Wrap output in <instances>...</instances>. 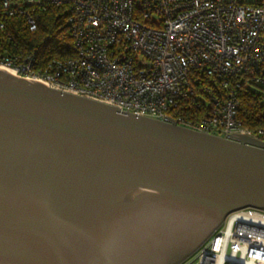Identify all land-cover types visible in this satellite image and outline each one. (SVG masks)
Segmentation results:
<instances>
[{
	"label": "water",
	"instance_id": "95a60500",
	"mask_svg": "<svg viewBox=\"0 0 264 264\" xmlns=\"http://www.w3.org/2000/svg\"><path fill=\"white\" fill-rule=\"evenodd\" d=\"M243 207L264 145L0 67V264H178Z\"/></svg>",
	"mask_w": 264,
	"mask_h": 264
},
{
	"label": "built area",
	"instance_id": "2783aa9c",
	"mask_svg": "<svg viewBox=\"0 0 264 264\" xmlns=\"http://www.w3.org/2000/svg\"><path fill=\"white\" fill-rule=\"evenodd\" d=\"M0 4L8 15H24L30 29L34 10L66 5L72 40L64 58L37 56L16 42L0 46L1 68L120 110L264 145V0ZM179 264H264V210L229 212Z\"/></svg>",
	"mask_w": 264,
	"mask_h": 264
},
{
	"label": "trees",
	"instance_id": "16d2710c",
	"mask_svg": "<svg viewBox=\"0 0 264 264\" xmlns=\"http://www.w3.org/2000/svg\"><path fill=\"white\" fill-rule=\"evenodd\" d=\"M66 5H47L33 11L36 27L30 29L26 17L20 14L8 15L0 4V46L16 42L19 48L34 51L37 56L64 58L71 53V35ZM255 109L250 110L253 114ZM247 123L258 124L259 119H247Z\"/></svg>",
	"mask_w": 264,
	"mask_h": 264
},
{
	"label": "rangeland",
	"instance_id": "374dc122",
	"mask_svg": "<svg viewBox=\"0 0 264 264\" xmlns=\"http://www.w3.org/2000/svg\"><path fill=\"white\" fill-rule=\"evenodd\" d=\"M179 263H180V262H179ZM179 263H178V264H179Z\"/></svg>",
	"mask_w": 264,
	"mask_h": 264
}]
</instances>
